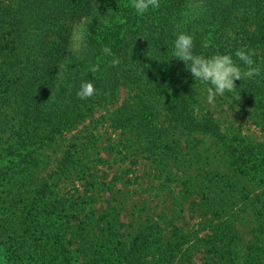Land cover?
Here are the masks:
<instances>
[{
  "label": "rangeland",
  "instance_id": "374dc122",
  "mask_svg": "<svg viewBox=\"0 0 264 264\" xmlns=\"http://www.w3.org/2000/svg\"><path fill=\"white\" fill-rule=\"evenodd\" d=\"M31 1L0 0V264H264V92L246 86L264 71L234 81L239 99L209 103L198 83L184 122L126 86L81 100L80 67L59 61L84 45L88 18L67 21L88 0L54 18ZM184 1L177 21L217 11L230 46L247 6L264 8Z\"/></svg>",
  "mask_w": 264,
  "mask_h": 264
},
{
  "label": "trees",
  "instance_id": "16d2710c",
  "mask_svg": "<svg viewBox=\"0 0 264 264\" xmlns=\"http://www.w3.org/2000/svg\"><path fill=\"white\" fill-rule=\"evenodd\" d=\"M99 1L101 4L94 11L92 9L94 0H88L87 10L69 16L67 24H77L88 18L83 35L84 45L77 51L74 57L76 59L67 52L63 53L59 63L72 58L69 64L72 65L73 62L75 66L80 67L81 75L92 80L103 99L107 94L116 100L119 89L126 86L138 105L147 108L150 100L152 104L161 101L178 122L189 119L187 109L193 102V95L199 82L194 81L184 62L171 56L172 41L181 31L193 36V50L196 54L234 53L237 49L244 48L254 51V60L259 63L264 61L259 59L264 54V8L256 6L254 2L251 7L247 6L245 19L237 25L238 29L248 34L241 39V43L230 46L229 42L226 43L229 40L227 34L233 33V26L226 29L222 21L227 22V17L223 18L217 11L212 14L198 13L193 20L189 17L183 23L177 21L179 14L175 15L172 7L176 5L182 7L186 4L184 0H171V3L170 0H159V6L155 9L150 8L143 16L136 15L128 6L129 0ZM218 1L219 6L224 4V0L213 2L218 4ZM70 3V0H33L31 6L35 11L45 6L54 18ZM58 25H62L61 17L54 20L53 26ZM68 33V30L60 31V43L68 41L70 35ZM132 34L137 35V43L141 40L140 44L134 46L140 47L142 60H137L134 55L132 58L130 55ZM105 45L109 46L120 59L119 64L113 66L110 63L111 57L102 53L101 49ZM233 59L243 66L234 55ZM94 63L100 64L101 70L98 73L88 71L89 66ZM137 71L139 77L134 79L132 75ZM246 86L249 89H256L257 92H264L261 83L253 86L251 81H248Z\"/></svg>",
  "mask_w": 264,
  "mask_h": 264
},
{
  "label": "clouds",
  "instance_id": "9594fccd",
  "mask_svg": "<svg viewBox=\"0 0 264 264\" xmlns=\"http://www.w3.org/2000/svg\"><path fill=\"white\" fill-rule=\"evenodd\" d=\"M136 15L143 16L148 10L159 6V0H129ZM193 36L186 32H178L172 41L171 56L185 64L186 70L191 73L195 82H199L207 94V101L212 103L216 96L231 93L239 99L234 81L242 78H254L261 75L260 63L253 59L255 55L252 49H237L234 53L216 52L211 55L196 54L194 52ZM102 53L111 57L110 63L115 66L120 59L115 56L112 49L105 45ZM233 55L242 62L243 68L234 59ZM101 70L99 63L91 64L88 71L98 73ZM98 94L92 80L81 79L76 90V96L81 100L88 99Z\"/></svg>",
  "mask_w": 264,
  "mask_h": 264
}]
</instances>
